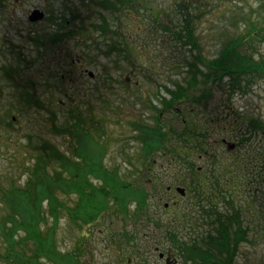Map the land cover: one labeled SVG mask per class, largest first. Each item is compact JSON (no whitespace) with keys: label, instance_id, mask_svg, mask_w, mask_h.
Instances as JSON below:
<instances>
[{"label":"rangeland","instance_id":"374dc122","mask_svg":"<svg viewBox=\"0 0 264 264\" xmlns=\"http://www.w3.org/2000/svg\"><path fill=\"white\" fill-rule=\"evenodd\" d=\"M261 2L264 0H0V219L13 211L5 192L26 186L37 155L48 152V146L55 145L73 158L78 157L73 154L78 143L80 150L90 151L92 143H81L84 138L76 140L71 130L75 127H99L100 135L105 134L99 139L106 143L97 147L102 174L117 171L124 180L139 178L147 165H143V141L135 138L138 133L133 123L156 126L151 103L164 108L175 82L186 83L189 65L178 62L177 48L192 60L194 54L202 60L218 56L222 44L246 31L244 15L264 11ZM36 8L45 15L32 22L28 16ZM188 13L192 17L187 15V19L199 36V50L182 46L173 38L171 24ZM244 44L257 65L264 57V43ZM227 81L225 77L223 89L215 87L208 104L192 109L193 117L204 124L211 150L216 149L228 161L239 158L244 164L237 176L249 179L246 183L239 179L240 190L228 182L232 177L238 180L229 174L220 175L228 180L226 184L208 182V191L217 202L214 209L223 215L235 213L246 234L232 252L215 251L209 264H224L226 255L231 264H264V127L250 132L248 124L236 121V113H240L264 123V76H254L245 88L232 93H228ZM29 97L33 98L30 103ZM179 102V111L189 108L184 99ZM77 108L81 117H77ZM177 116L175 109L161 115L165 132L181 128L182 119ZM91 117L97 119L98 126L96 121L91 125ZM239 136L248 139L236 147ZM224 141L236 143L234 149ZM190 155L197 169L208 171V155L196 149ZM152 157L148 160L151 180L146 193L153 203L152 214L163 225L132 223L124 220L127 212L117 211L116 215L111 211L112 215L107 213L89 224L79 220L80 227L63 208L54 235L60 264H74L77 259L82 264H208L181 252L179 244L187 241L206 246L213 236L218 237L221 226L217 214L212 208H204L208 200L201 204L194 191L182 199L176 190V186H184L186 164L181 165L171 155ZM52 162L51 169L64 171L59 159ZM88 176L94 183L100 180ZM219 192L223 198H217ZM58 195L69 207L78 199L74 193L68 196L58 191ZM43 202L44 212L48 204ZM128 203V210H134L135 200ZM179 209L181 215L175 216ZM11 225L8 223L7 228ZM40 225L45 232L52 226V217ZM125 229L134 235L132 241L122 236ZM170 230L179 239L177 246L168 237ZM24 236L23 230L15 234L16 248L29 255L36 247L35 240L19 241ZM233 237L232 233V241ZM7 246L0 229V253ZM74 252L76 260L71 255ZM2 255L0 264H8ZM40 261L52 264L46 259Z\"/></svg>","mask_w":264,"mask_h":264},{"label":"trees","instance_id":"16d2710c","mask_svg":"<svg viewBox=\"0 0 264 264\" xmlns=\"http://www.w3.org/2000/svg\"><path fill=\"white\" fill-rule=\"evenodd\" d=\"M261 4L264 6V2H261ZM258 11L257 14H250L249 16L244 15L245 22L247 23L246 31L235 36V38H231L226 44H222L218 51V56L210 60H202L196 54H194V60H192V57L190 58L185 55V53H180L179 51L182 50L177 48L179 53L178 62L182 64L185 61L186 64L189 65L188 79L185 84H183V82H175V85L171 88V98L165 99L164 101V108H162V105L159 107L153 103H151V107L153 112H155L157 124H160L161 115H163L165 111H173L175 109L178 116L182 119V126L178 128V130L170 128L165 132L164 126L161 124L158 126L157 124L156 126H149L150 124L141 122L136 124V126L135 123H133L134 128L137 127L135 131L138 133L135 138L140 142L143 141L140 146V152L143 155V165L145 162L147 165L144 170H142L143 167L141 169L139 168L142 170L140 171L141 175L139 178L132 181L127 179L124 180L118 176L117 171L112 172L114 174L109 172L102 174L100 172L102 169L99 164V160L102 157H100V155L98 156L99 152L97 147L101 142L106 143V140L100 141L99 138H101V136L98 132L95 134L91 129H83V126L80 127V130L78 127L71 130H73L78 142L84 138L85 141L81 143H92L89 152L80 150L78 143L77 147L73 150V154L78 156L76 158L62 152L55 145L48 146V152L39 153V155H37V160L33 164V168L29 171L30 176L26 186L24 185L20 188L5 192L8 203L12 206L13 211L11 213L8 212L5 217L0 219V229L4 233L8 243L5 251L0 253V256L4 254L2 255L3 259L5 258L8 264H41L40 258L46 259L52 264H60L57 260L59 252L54 240V235L57 232L60 214L63 208L68 211L71 219L80 227L82 225L79 220L89 224L99 218L105 217L106 214H110L111 211L116 215H119L117 211L118 213L121 211L127 212L128 215L125 213L126 216H124V220H131L132 223L143 221L144 223H152L157 227L163 225L162 222L152 214L151 208L153 203L151 197L146 193V184L151 180L149 172L151 171V165L148 166V160H151L153 158L152 156L155 154L171 155L173 156L172 159L176 162L179 161L181 165L183 163L186 164L187 172H185V177L182 176L181 183L185 186L187 195L184 198L181 196L182 199L187 198L189 192L194 191L196 198L199 199L200 202L204 199L208 200L207 203L203 204L204 208L208 207L214 209L217 207V202L212 199L214 197L210 198L211 196H209L208 188H211V185L208 184H215L216 182L221 184L219 181L226 184L228 180H225L222 176L225 177L229 174H231V176L236 175L235 178L238 180L236 181L232 177L228 182L230 184L233 183V185L240 190L241 186L239 184V179L242 178V182L244 180V183H246L248 178V176L246 178L245 175L237 176L238 170L242 169L244 165L243 162L239 158L228 161V159L219 156V152H217L216 149L211 150L205 139L204 124L193 117L194 109L192 108L200 105L203 106L204 103L208 104L209 99L214 93L215 87L224 88L222 82L225 77L228 78V83H226L229 87L228 93H232L236 90L245 88L250 79L254 76H264V57L255 65L253 57L248 55L244 44L249 42L253 45L257 40L264 43V11L262 9ZM187 15L192 17V14L188 13L185 14L182 19L177 18L171 24V26L173 25V38L181 41L180 44L182 46H188L189 49L194 48L199 50L200 45L197 43L199 36L195 27L192 29L190 19H187ZM197 54L199 55L198 52ZM197 60H199V62ZM181 99H184L186 101L185 104L187 103V107H189L186 108L184 112L179 111V108L176 107V105H179ZM168 101L169 104L166 106ZM80 108H77V117L78 115L81 117L82 112H80ZM236 114V121L240 120L248 124L250 132L252 130L258 131L259 128L263 129L264 123L260 120L253 119L244 114ZM78 121L79 123H83L81 120ZM94 121H96V125L98 126L99 122L94 117L92 118L91 125H93ZM229 122L230 120L228 119V123ZM160 127L162 129L161 131ZM256 127L258 128L257 130H255ZM154 132L156 133L152 135ZM247 139V136H239L236 142L237 144H234H236V147L241 146ZM234 147L231 148V150H233ZM194 149L209 156L211 163L208 167V171H205L203 167L197 169L194 162L190 160L192 157L190 153L193 152ZM245 153L252 155L249 150H245ZM257 155L260 156V154H256V156ZM261 155H264V153H261ZM53 159L60 160V164L64 171L58 168L51 169ZM65 171L67 173H65ZM82 171H85V173L81 175ZM191 171L193 173H191ZM88 175L96 179L100 178V180L98 183H94L92 178L90 179ZM100 175L102 176L100 177ZM58 191L68 196L73 193L78 195V199L74 206H66L60 200ZM136 192H141V194L137 195ZM221 193L222 192H219L217 198H223L224 194ZM129 200H135L136 203L135 209L132 211L128 210V207L130 208V203H128ZM43 201H47L48 204V209L44 212L42 208ZM163 210L167 209L163 208ZM179 211L175 213V216L181 215V211ZM213 212L217 214L216 219H219L218 222L221 226V228H219L220 235L218 237L213 236V238L207 242L206 246L197 245L193 242L188 243L187 241H183L179 244L177 235L173 233L174 231L170 230L168 232V237L172 245L177 246L176 243H178L181 252L184 251L185 253L192 254L193 258L196 257L203 261L205 260L208 264L213 262L212 258L213 255H215V251L224 253L232 252V247L237 246L238 242L245 236L246 230L235 213L223 215L222 213H218L215 209ZM102 214L105 215L102 216ZM208 215L213 216L214 214L210 215L209 213ZM50 216L52 217V226L48 227L45 232H43L40 222L43 221L44 223H48ZM193 216L194 213L191 216L188 215V218L192 219ZM8 223L12 224L10 228H7ZM20 230L25 231V236L20 238L19 241H26L29 238L35 240L34 243L36 247L29 255L26 251H18L16 248L18 242L15 239V234ZM232 233L234 235L233 238H235L233 241ZM121 234L126 240L132 241V239H134V235H131L126 229ZM80 253H82L81 249L79 251V254ZM71 255L75 257H73L74 260L77 259L75 252L71 253ZM225 257L224 264H231V258L227 255ZM18 258H20L21 261H18ZM80 261L77 259L74 264H82Z\"/></svg>","mask_w":264,"mask_h":264},{"label":"water","instance_id":"95a60500","mask_svg":"<svg viewBox=\"0 0 264 264\" xmlns=\"http://www.w3.org/2000/svg\"><path fill=\"white\" fill-rule=\"evenodd\" d=\"M44 17V13L41 12L39 9L34 10L30 15H29V20L32 22H36ZM91 76H93V73H90ZM234 145L231 144L229 145V148H233ZM181 194L185 193V190L183 188H177Z\"/></svg>","mask_w":264,"mask_h":264}]
</instances>
